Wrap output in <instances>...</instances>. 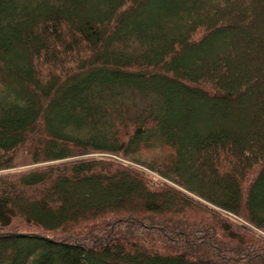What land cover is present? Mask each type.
<instances>
[{"label": "trees", "instance_id": "obj_1", "mask_svg": "<svg viewBox=\"0 0 264 264\" xmlns=\"http://www.w3.org/2000/svg\"><path fill=\"white\" fill-rule=\"evenodd\" d=\"M154 2L0 0V264H264V75L239 89L232 60L178 63L252 0L146 16ZM174 84L204 98L209 129L185 124ZM250 108L255 128L236 129Z\"/></svg>", "mask_w": 264, "mask_h": 264}, {"label": "rangeland", "instance_id": "obj_2", "mask_svg": "<svg viewBox=\"0 0 264 264\" xmlns=\"http://www.w3.org/2000/svg\"><path fill=\"white\" fill-rule=\"evenodd\" d=\"M181 1L182 0H160V2H156V3L154 2L155 4L153 3L154 4L153 9L150 10L148 9L147 11H145V15L150 16L152 14L160 12L161 10L168 12L174 7L176 9V7L179 4H181ZM242 5L245 12L243 15L244 17L243 22H245V24L243 26L239 25L238 27L230 29V27H227V25L224 24L225 26H223V23H219L221 24L220 27H217L215 31L209 33V35H211L213 38L212 41L204 40L201 42V44L196 45V47L193 46V48L190 49V51L187 53L186 56H182L180 58L178 63L181 65H193L194 63L200 65L204 61L207 64L208 68L211 69L210 66L211 64L214 66L219 65L220 67L225 68L226 65H228L229 61L232 60L231 62L232 65L230 67V70L232 69L230 72L231 74L227 75V77H229L230 75L232 76L233 74L237 75L236 80L230 85L232 86V88L237 87L239 89L242 88V84H241L242 81L248 82V80L251 79L248 76L253 77L254 76L253 74L264 75V0H252L251 9L246 7L244 3H242ZM137 15L139 18L141 17V15H139L138 13ZM252 21L253 23L255 22V28L250 29V26H247V24H251ZM238 44L239 46L245 45L250 52L258 51V49H260L262 52V59L254 61V58H252V56L250 55H246L243 57L239 56L240 54H238L236 50ZM252 64L255 65L254 70L252 68H251L252 70L250 69ZM190 68L192 70V67ZM170 88L177 95L182 97L180 101L186 104V107L188 106L187 108L189 109L190 112L189 115L185 117V124H187L189 128L198 129L201 126H205L206 129H209L213 125V122L216 119L215 117H213V113L211 112L209 113V115L208 114L206 115L202 109V107H205V104H203L204 98L198 97L199 95L195 94L193 89L187 88L182 84H174L170 86ZM241 93H242L240 94L241 96L239 95L235 97L236 98L235 104L238 107H243L247 99H251V98L253 99L257 95L261 94V85L258 82L255 86H252L250 90L242 91ZM253 108L246 109V111H243V113L247 112L246 114L243 113L241 114V111L239 112V110L235 111L239 113V115L236 116L237 118L236 117L233 118L235 120L234 122L237 124L236 129L239 130L243 129V126H241L238 123V121L240 122L241 117L243 115H246L248 120L251 121L250 124L246 126V128L248 130H253L255 128L254 125L256 121V116H255L256 110H253ZM219 109L221 112V116H225L223 117L225 119H223L222 122H226V121L228 122L229 120L228 117L231 112L230 111L231 109L225 108V110L228 111H224V109L221 108ZM257 111H259V109H257ZM226 112H228L229 114ZM53 116L55 117L56 114L53 113ZM78 181L81 184H84V187L81 190V193L77 194L76 198L79 200H83V199L86 200L92 194L91 193L92 190L86 189L85 186H87L86 185L87 182L85 176L78 179ZM59 191L60 190L56 188L55 192L58 193ZM100 192L107 193V191H100ZM115 192L116 193L120 192L119 187L115 188ZM87 201L88 200H86V202ZM22 202H26V200L23 199ZM62 204L64 205V201H61L60 203V200L57 199L55 200V203H53L52 208L61 206ZM257 204L261 205V207H263L262 209H264V194H260V196L259 195L257 196ZM31 206L33 207V209H38L40 205L32 203ZM42 212L46 214L39 213V218L41 219L46 218L49 222H55V218L53 217L50 218V216H48L47 212H44V210ZM260 214H264V213H260ZM55 217H57V215ZM24 250L25 249H22L21 251ZM63 258L64 257L61 256V259ZM52 264H56V263H52Z\"/></svg>", "mask_w": 264, "mask_h": 264}]
</instances>
